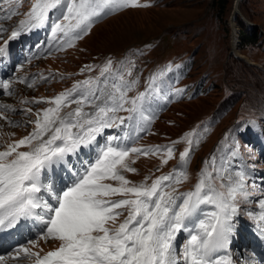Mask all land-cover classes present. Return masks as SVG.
<instances>
[{"label": "snow or ice", "instance_id": "6c2138e0", "mask_svg": "<svg viewBox=\"0 0 264 264\" xmlns=\"http://www.w3.org/2000/svg\"><path fill=\"white\" fill-rule=\"evenodd\" d=\"M149 6L140 0H35L26 18L19 21V26L4 40V46H0V56L5 54L10 41L24 31L44 26L56 11L60 15L52 26V36L66 37L71 47L104 16ZM16 14L12 12L7 19ZM4 31L0 27V37ZM171 70L169 66L167 71ZM111 73L112 63L108 61L100 69L99 77L78 82L53 98L31 101L53 106L35 113V121H29L34 124L31 133L0 150V229L14 228L29 218L38 219L43 225L38 239L60 242L59 247L41 255L32 250L37 239H31L27 243L32 247L19 246L12 258L26 259L30 264H232L215 254L231 243L241 204L248 203L251 196L250 178L243 171H230L228 161L218 166L213 156L210 162H204L193 190L178 193L173 184L187 179V159L195 133L186 134L189 147L180 153L181 167L157 177L150 185L147 177L144 182L133 184L122 174L136 171L128 162L130 154L147 157L164 152L161 164H165L174 149L122 147L114 143L119 138L111 135L100 147L95 161L82 173H75L76 180L70 186L61 184L57 188L48 179L47 173L53 166L66 162L82 147L98 143L106 129L152 119L146 114L145 103L159 95L157 81L166 72L154 73L148 88L134 97H129L128 92L137 81L125 78L131 76V69L115 73L114 79L110 78ZM18 82L25 80L19 78ZM12 83L10 79H0L4 95H12ZM34 83L27 86L31 88ZM181 91L175 90L177 94ZM71 105L76 107L62 112ZM5 111L16 110L0 104L2 120H7ZM23 111L30 113L32 109ZM121 112L127 115H119ZM237 155L238 151H233L232 159ZM256 203L260 213L249 211L247 215L264 222V198ZM205 205L213 210L202 212ZM122 210H126V216ZM121 216L123 220L117 223ZM261 232L264 234V228ZM181 233L188 235L178 244ZM3 260L4 256H0V262Z\"/></svg>", "mask_w": 264, "mask_h": 264}, {"label": "rangeland", "instance_id": "374dc122", "mask_svg": "<svg viewBox=\"0 0 264 264\" xmlns=\"http://www.w3.org/2000/svg\"><path fill=\"white\" fill-rule=\"evenodd\" d=\"M224 1L223 10H220L214 0H140L150 6L128 8L104 16L76 45L59 49L57 55L38 59L29 68L35 72L40 68L46 69L44 72L54 69L72 72L94 68V65L102 68L111 61L112 79L115 73H126L131 69V76L125 78L137 83L128 92L129 97L142 92L146 83L148 88L154 73L166 72L157 85L165 92L167 85L164 82L168 80L174 95L167 108L155 113L154 119L148 122L149 132L134 147H172L173 155L167 163L161 164L164 152L147 157L130 154L128 162L136 171L122 174L133 184H140L147 177L150 185L157 177L169 175L181 167L180 153L189 147L185 138L188 133L195 135L187 159V179L179 185L173 184L178 193L193 190L205 167L204 162H210L213 156L218 166L228 161L230 171L244 173L245 167H256L260 176L261 171L264 172V141L257 140L260 135L264 137V0ZM26 9L22 10L25 12ZM238 24L244 29L242 36H252L241 46L240 41L237 42L236 55L231 48V37L232 25L238 32ZM169 66L171 71H167ZM93 75L94 72L90 76ZM40 77L38 72L37 80ZM50 78L45 84L35 81L31 88L20 85L16 95L0 98L4 105L16 106L18 111L10 116V113H4L18 126L0 119V150L6 147L3 138L12 143L28 135L34 129V124L29 121H35V113L53 106L31 101L53 98L72 89L74 81L83 77ZM176 89L182 91L177 94ZM25 100L31 104L22 103ZM75 107L71 105L62 112ZM145 107L151 110L149 100ZM27 108L32 112L23 111ZM152 113L148 112L150 116ZM248 119H257L263 130H249ZM132 124L137 129L145 123L135 120ZM233 151H238L235 160L231 157ZM212 210L210 206H202V212ZM126 214L124 210V216ZM59 243L38 239L32 249L47 253L59 247Z\"/></svg>", "mask_w": 264, "mask_h": 264}, {"label": "trees", "instance_id": "16d2710c", "mask_svg": "<svg viewBox=\"0 0 264 264\" xmlns=\"http://www.w3.org/2000/svg\"><path fill=\"white\" fill-rule=\"evenodd\" d=\"M214 3L219 7L220 10H223V7L225 5L224 0H214ZM239 35H238V40L240 41V46L243 45L245 42H247L249 39H251V34H245L242 36V31L244 30L239 24ZM246 33V32H245Z\"/></svg>", "mask_w": 264, "mask_h": 264}, {"label": "bare ground", "instance_id": "6f19581e", "mask_svg": "<svg viewBox=\"0 0 264 264\" xmlns=\"http://www.w3.org/2000/svg\"><path fill=\"white\" fill-rule=\"evenodd\" d=\"M235 2H236V0H235ZM232 31H233V33H232V37H231V48H232L233 53H235L237 55L238 52H237L236 48H237V42H239V40H238L239 31L237 32V30L234 28L233 25H232Z\"/></svg>", "mask_w": 264, "mask_h": 264}]
</instances>
